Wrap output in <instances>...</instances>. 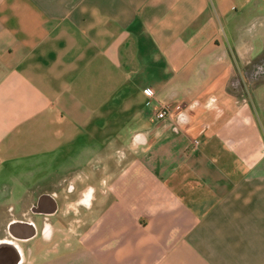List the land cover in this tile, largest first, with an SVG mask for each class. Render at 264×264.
Instances as JSON below:
<instances>
[{"label":"crops","instance_id":"0c3cea01","mask_svg":"<svg viewBox=\"0 0 264 264\" xmlns=\"http://www.w3.org/2000/svg\"><path fill=\"white\" fill-rule=\"evenodd\" d=\"M3 239L264 264V0H0Z\"/></svg>","mask_w":264,"mask_h":264},{"label":"water","instance_id":"95a60500","mask_svg":"<svg viewBox=\"0 0 264 264\" xmlns=\"http://www.w3.org/2000/svg\"><path fill=\"white\" fill-rule=\"evenodd\" d=\"M21 260V251L10 243H0V264H18Z\"/></svg>","mask_w":264,"mask_h":264},{"label":"built area","instance_id":"2783aa9c","mask_svg":"<svg viewBox=\"0 0 264 264\" xmlns=\"http://www.w3.org/2000/svg\"><path fill=\"white\" fill-rule=\"evenodd\" d=\"M145 94L147 95H151L152 91L150 89H145L144 90ZM156 116L158 118H173L172 117V111L170 109H168L166 106L164 105H160L156 111Z\"/></svg>","mask_w":264,"mask_h":264},{"label":"bare ground","instance_id":"6f19581e","mask_svg":"<svg viewBox=\"0 0 264 264\" xmlns=\"http://www.w3.org/2000/svg\"><path fill=\"white\" fill-rule=\"evenodd\" d=\"M0 243H10V244L15 245L17 248H19L18 245L16 243L12 242L11 240L3 239V240H0Z\"/></svg>","mask_w":264,"mask_h":264}]
</instances>
